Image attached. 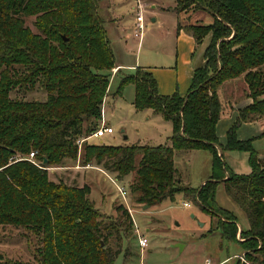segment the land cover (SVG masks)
<instances>
[{
  "label": "trees",
  "instance_id": "obj_1",
  "mask_svg": "<svg viewBox=\"0 0 264 264\" xmlns=\"http://www.w3.org/2000/svg\"><path fill=\"white\" fill-rule=\"evenodd\" d=\"M97 2L0 0V225L22 228L38 238V264H114L119 254L107 240L113 232L118 237L121 229L115 224L102 227L88 197L90 187L50 180L46 169L75 163L76 141L99 125L115 60ZM176 4L181 11L194 6L212 15L208 24L177 28L196 44L210 36L204 64L194 69L186 94H159L153 74L141 67L124 75L117 91L132 84L134 108L151 109L171 123L169 143L87 142L80 161L82 166L101 165L117 178L134 173L130 189L137 195L136 203L147 207L183 194L216 218L215 228L223 235L234 239L239 235L247 264H264V156L254 149L255 138L242 140L236 134L241 123L264 119V0H176ZM28 17H34L35 31L26 25ZM241 76L247 85L244 97L251 101L238 109L225 142L220 143L216 125L223 106L218 93L224 82ZM36 86L45 91V100L10 96L13 90ZM186 150L211 154L209 179L197 188L182 185L177 175L174 154ZM222 151L246 152L250 172L228 170ZM30 152L43 168L18 159ZM220 182L244 211L247 229L238 230L234 214L215 202ZM123 212L130 226V215Z\"/></svg>",
  "mask_w": 264,
  "mask_h": 264
},
{
  "label": "rangeland",
  "instance_id": "obj_2",
  "mask_svg": "<svg viewBox=\"0 0 264 264\" xmlns=\"http://www.w3.org/2000/svg\"><path fill=\"white\" fill-rule=\"evenodd\" d=\"M139 2L145 8L142 14L145 28L139 42L133 37L138 11L136 0L97 2V12L104 20L115 62L126 67L121 68L110 81V96L104 100V122L113 129V133L105 134L101 138H91L90 143L112 146L164 145L167 136L172 134L171 123L150 110H136L132 103L134 86L126 84L118 93L120 80L136 67L149 68L157 84L163 90H170L168 94L175 92L177 86L180 87L179 92L185 93L191 80H186V76L189 77L191 68L201 62L203 51L210 41L208 35L199 44L192 42L195 48L189 51V46L179 40L176 32L177 23L184 24L182 27L190 23H210L212 15L209 11L195 9L194 6L181 11L180 7L177 8L176 0ZM25 20L26 25L35 31L32 24L34 17ZM127 34L130 36L126 37ZM246 89L247 85L242 76L228 80L220 87L218 96L223 106V118L216 129L220 142L233 124V121L228 123L233 108L246 100ZM10 96L24 100L46 99L45 91L39 86L32 90H13ZM225 121L228 127L222 129ZM243 131L239 129L238 136H242ZM253 147L259 155H264V137H257ZM140 156L141 154L136 157V163ZM222 158L228 170L239 174L249 172L244 152L222 151ZM174 162L178 168L177 175L184 186L197 188L209 179L211 154L208 151L176 152ZM89 166L83 167L81 161L76 159L75 163L66 166L49 167L48 177L53 181L63 180L67 184H86L90 187L88 197L99 212L102 227L115 224L121 229L118 237L113 232L107 240L110 248L119 251L114 264H205L207 260L213 264H237L239 260L240 264L248 263L246 259L244 262L240 259L245 250L238 242V239L241 240L239 235L237 234L236 239L223 235L220 229L215 228L216 218L202 210L190 198L178 193L173 201L165 200L159 205L147 207L136 203L137 195L130 189L134 173L117 178L115 172L105 170L101 165ZM111 178L126 188V195L122 196L118 192L116 183ZM214 200L218 206L234 214L238 230L247 229L248 222L244 211L226 193L222 182L217 186ZM184 202H188L189 206H184ZM124 209L130 215V226ZM134 227H138L148 239V246L142 256L133 232ZM104 233L106 234L105 231ZM115 239L119 240L120 247L115 245ZM37 245L38 238L34 234L26 233L19 227L0 225V264H38L35 259Z\"/></svg>",
  "mask_w": 264,
  "mask_h": 264
},
{
  "label": "crops",
  "instance_id": "obj_3",
  "mask_svg": "<svg viewBox=\"0 0 264 264\" xmlns=\"http://www.w3.org/2000/svg\"><path fill=\"white\" fill-rule=\"evenodd\" d=\"M191 24V23H190ZM182 25H184V24H180V23H177V27H176V32H177V34H179V40L182 42V43H184L185 45L187 44L188 46H189V51H192V50H194V48H195V45H194V39L190 36V35H188V34H185V32L182 30V29H180V30H177V28H178V26H180V27H182ZM186 25H188V24H186ZM130 35L129 34H127L126 35V37H129ZM192 42H194V43H192ZM203 53H204V51H203ZM114 60H115V57H114ZM203 63H204V58L202 57V59H201V62H199V63H197L196 65H195V67H193V68H191V70H190V73H189V77H188V75L186 76V80H190L191 79V77H192V73H193V71H194V69L195 68H197V67H200V66H202L203 65ZM123 67H126V66H123V64H121V63H116L115 62V67L114 68H118V69H121V68H123ZM130 67V66H129ZM131 67H133V66H131ZM147 70H149L152 74H153V72L149 69V68H146ZM154 76V75H153ZM115 76H113L112 78L110 77V79H109V85H110V81L114 78ZM155 78V77H154ZM158 79V78H157ZM157 82V81H156ZM159 82V81H158ZM190 82H191V80H190ZM189 86H190V84H189ZM189 88V87H188ZM188 88H187V90H188ZM183 90V89H182ZM187 90H185L186 92H187ZM157 91H158V93L159 94H162V95H169L168 93H170V90H168V88H165L164 90L157 84ZM180 91V87L179 86H177L176 87V90H175V92H178V93H180V95L181 96H184L185 94H186V92L185 93H182V92H179ZM172 94V93H171ZM110 96V90H109V86H108V89H107V93H106V95H105V97H104V99H103V101L105 100V99H107L108 97ZM250 101H251V99H248V98H246V100H244V103L243 104H241L240 106H238V107H234L233 108V110H232V112L230 113V118L227 120L228 121V123H231L232 121H233V123L235 122V120H236V117H237V114H238V109L239 108H241V107H243V106H246L247 104H249L250 103ZM146 110H150V111H152L151 109H146ZM153 112V111H152ZM154 113V112H153ZM155 114V113H154ZM222 118H223V116L219 119V121H218V123H217V125H216V129H217V127H218V125L222 122L221 120H222ZM149 119V118H148ZM225 123H226V121H225ZM259 123H260V125H259ZM228 124L226 123L225 125H222V129L225 127H228L227 126ZM230 127V126H229ZM239 129H241V130H244L242 133H243V135L242 136H238V130ZM262 132H264V121L262 122L260 119H257V120H254V121H249V122H243V123H241L240 124V126L238 127V129H237V131H236V134H237V137L239 138V139H242V140H245V139H249V138H257V137H259L260 135H261V133ZM113 133V132H112ZM226 134V133H225ZM225 134H224V138L222 139V141L220 142V140H219V142L220 143H224L225 142ZM169 143V137L167 136V138H166V142H165V144H168ZM129 145V144H128ZM139 145H144V144H139ZM245 154H246V161L248 160V154L246 153V152H244ZM264 155H260V157H263ZM247 164H248V161H247ZM84 167V166H83ZM89 167H91V166H89ZM249 172H250V167H249ZM248 172V173H249ZM248 173H246V174H248ZM239 174V173H238ZM204 184V181L202 182V184L201 185H203ZM200 185V186H201ZM124 187V186H123ZM125 188V187H124ZM126 189V188H125ZM188 203V202H187ZM132 217H133V215H132ZM133 221V220H132ZM135 221V220H134ZM141 232V231H140ZM142 233V232H141ZM143 235H145L144 233H142ZM146 236V235H145ZM147 237V236H146ZM210 261V260H209ZM210 264H213L211 261H210ZM216 264H221V263H216Z\"/></svg>",
  "mask_w": 264,
  "mask_h": 264
},
{
  "label": "built area",
  "instance_id": "obj_4",
  "mask_svg": "<svg viewBox=\"0 0 264 264\" xmlns=\"http://www.w3.org/2000/svg\"><path fill=\"white\" fill-rule=\"evenodd\" d=\"M136 3H137L138 11H137V15L135 17L136 25H135L134 32H133V37H135L136 40L139 42L141 40V37H142L143 29L145 28V25H144V22H143V15H142L143 12L145 11V8H144L143 3L139 2V0H136ZM117 70H118V68H113L111 70V74H110L111 78L115 75ZM104 113H105L104 101H102V105H101V109H100V123H99L98 127L96 128V130L92 134H90L88 136L81 137V138H79L76 141L77 146H78V153H77V159L78 160H80L81 149H82V146H83L84 143L89 142V140L91 138H101L105 134H110V133L113 132V129L110 126H107L106 123L104 122ZM18 159L28 160L33 165H35V166H37L39 168H43V166L41 165L42 163L35 158V152H30L28 155H25L24 157H19ZM88 166L89 165L84 166V167H88ZM46 169L48 170L49 168H46ZM112 181H114V180L112 179ZM114 183H116V182L114 181ZM116 186H117L118 192L122 196L126 195V189L123 186H120L117 183H116ZM183 205L184 206H189V203L184 202ZM134 235L136 236L138 247H139L140 252H141L140 256H142L143 251L148 246V239H147V237L145 235H143L140 232L138 227H134ZM240 259L242 260V262L245 261L244 254H242L240 256ZM205 264H210V261L207 260L205 262Z\"/></svg>",
  "mask_w": 264,
  "mask_h": 264
}]
</instances>
